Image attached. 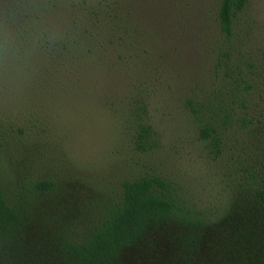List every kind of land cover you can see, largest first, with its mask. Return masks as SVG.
Here are the masks:
<instances>
[{
  "label": "rangeland",
  "instance_id": "1",
  "mask_svg": "<svg viewBox=\"0 0 264 264\" xmlns=\"http://www.w3.org/2000/svg\"><path fill=\"white\" fill-rule=\"evenodd\" d=\"M80 1L50 0L46 17L36 11L40 20L27 14L43 1L25 0L20 10L14 9L19 0L6 1L0 25L27 29L32 42L20 58L0 63V178L20 172L29 181L50 168L60 175L63 161L76 165L82 170L69 186L75 195L60 197L58 206L86 196L93 185L114 192L136 172H163L196 200L220 206L240 183L247 194L262 188L264 0L248 1L230 39L219 35L215 22L220 0H121L123 49H102L106 60L93 61L80 74L74 67L70 75L71 68L57 71L59 63L50 59L49 37L69 30ZM192 95L202 121L218 130L222 153L215 161L205 155L198 129L183 113L184 99ZM140 98L160 135L151 157L136 151L125 135L128 108ZM123 260L143 264L139 252Z\"/></svg>",
  "mask_w": 264,
  "mask_h": 264
},
{
  "label": "trees",
  "instance_id": "2",
  "mask_svg": "<svg viewBox=\"0 0 264 264\" xmlns=\"http://www.w3.org/2000/svg\"><path fill=\"white\" fill-rule=\"evenodd\" d=\"M6 1L12 0H0V15ZM24 1L14 9L23 8ZM41 1L27 18L34 14L40 20L36 11L42 18L52 11L50 0ZM93 1L81 0L69 30L48 36L53 43L50 59L61 67L57 71L71 68V75L78 67L80 74L93 61L106 60L102 49H123L127 39L122 35V1ZM248 1H219V35L232 37L234 19ZM11 11H5L8 18L14 17ZM64 73L60 76L68 78ZM194 95L184 99L183 113L198 129L205 155L215 161L222 153L221 139L212 124L202 121ZM133 106L128 108L125 135L136 151L151 157L160 148V135L151 124L147 103L140 98ZM225 116L230 119L232 114ZM63 163L60 175L50 168L51 173L29 181L20 172L0 178V264H126L124 256L133 252L140 253L143 264H264V186L247 194L248 187L240 183V190L220 206L196 200L163 172H136L114 192L93 185L86 188V196L58 206L60 197L75 195L76 189L70 191L69 186L73 174L82 170Z\"/></svg>",
  "mask_w": 264,
  "mask_h": 264
},
{
  "label": "clouds",
  "instance_id": "3",
  "mask_svg": "<svg viewBox=\"0 0 264 264\" xmlns=\"http://www.w3.org/2000/svg\"><path fill=\"white\" fill-rule=\"evenodd\" d=\"M27 29L17 31L16 29L4 25L0 29V59L7 62L9 59L20 58L27 53V45L31 43L29 35H25Z\"/></svg>",
  "mask_w": 264,
  "mask_h": 264
}]
</instances>
